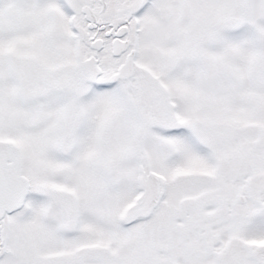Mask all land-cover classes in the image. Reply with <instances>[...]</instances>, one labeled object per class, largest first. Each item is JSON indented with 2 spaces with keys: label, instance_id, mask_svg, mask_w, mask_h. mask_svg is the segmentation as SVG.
<instances>
[{
  "label": "snow or ice",
  "instance_id": "6c2138e0",
  "mask_svg": "<svg viewBox=\"0 0 264 264\" xmlns=\"http://www.w3.org/2000/svg\"><path fill=\"white\" fill-rule=\"evenodd\" d=\"M0 264H264V0H0Z\"/></svg>",
  "mask_w": 264,
  "mask_h": 264
}]
</instances>
